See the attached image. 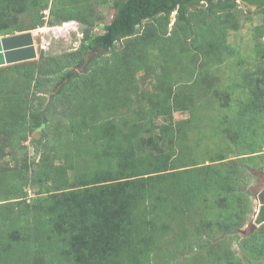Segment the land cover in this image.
Returning a JSON list of instances; mask_svg holds the SVG:
<instances>
[{
  "label": "trees",
  "instance_id": "1",
  "mask_svg": "<svg viewBox=\"0 0 264 264\" xmlns=\"http://www.w3.org/2000/svg\"><path fill=\"white\" fill-rule=\"evenodd\" d=\"M101 1L115 13L102 26V33H93L99 19L94 5ZM241 2L256 4L264 10V0ZM200 3L205 4L204 9L190 11ZM236 8L237 0H0V37L18 35L16 43L22 42V34L26 33L17 32L23 30L17 15L28 10L31 20L26 29L42 25L45 16L51 17V23L74 19L84 26L80 45L72 52L49 57L47 63L39 67L35 63L18 61L0 67V115L18 114L14 121L10 118V130L18 127L25 134L42 127L49 121L47 113L58 105L64 108L66 103L69 126L77 129L71 142L74 151L64 153L66 163L53 165L43 158L32 170L30 162L24 159L19 174L11 176L7 182L9 189L2 187L1 181L6 180V176L0 173V264H32L33 259L40 258L43 264H147L150 250L141 245L142 235L156 230L160 220L174 218L173 213L181 214L184 211L182 202H204L203 209L230 228L243 224L239 222L241 209H236L235 202L229 201L225 187L235 182L242 185L249 180L248 174L242 175L239 171L224 175L217 163L222 158L197 167L194 161L192 164L185 162L184 157L192 153L182 156L177 152L170 158L161 141L171 127L161 128L155 139L144 138L142 133L147 127L136 122L131 124L130 133L122 134L115 116L125 119L123 107L129 106V93L125 88L122 101L103 99L109 89L114 96L116 93L122 96L121 90L133 80L135 73L146 68L149 47L158 48L157 55L173 62L179 55L178 49L190 43L195 51L213 55L215 63L220 64L222 50L226 49L225 30L230 27ZM173 11L176 12L175 20L169 31V17ZM151 18H158L159 30L155 32L154 27H150L144 38H133L143 20ZM255 29L257 36L264 35V17ZM123 40L125 44L118 46ZM253 49L252 68L241 71L242 80L233 84L254 88L249 108L240 109L238 113L249 121L247 126L252 132L244 138L255 141L245 152L249 155L262 150V138L258 140L254 135L260 130L256 123L262 125L261 131L264 129V118H257V111L251 109V106L256 107L254 101L260 98L262 104L256 105L264 111V59H258L264 53V44L256 43ZM93 51L96 56L91 62L96 60V66L89 67L88 62L81 74L74 75L72 67L82 65L86 55ZM102 52H109V55ZM238 61L242 62L240 55ZM38 73L46 76L45 79ZM159 75L169 79L166 72ZM53 78L55 82L49 89L61 87L50 97L45 109L35 108L26 89H42ZM167 86L165 102L152 104L155 116L186 109L183 101L169 100L172 84ZM90 113L95 117L101 114L106 117L108 113L109 118H88ZM134 113L138 117L141 115L138 110ZM88 130L93 136L90 143H84L85 140L80 141L81 134ZM43 136L49 140L47 133ZM252 137L255 139L250 140ZM100 140L104 141L103 147L97 145ZM33 143L35 151L43 156L57 149L55 146L41 149L38 140ZM174 158L178 161L183 158L184 163ZM77 159H81L78 160L81 170L73 171L69 177L68 171L73 170ZM30 184H37L41 189L27 198L25 186ZM239 191L241 189H233L234 193ZM221 199L226 201L222 204ZM214 207L222 210L215 211ZM261 225L238 238L244 254L258 251L259 245L264 243V235L261 236L264 223Z\"/></svg>",
  "mask_w": 264,
  "mask_h": 264
},
{
  "label": "rangeland",
  "instance_id": "2",
  "mask_svg": "<svg viewBox=\"0 0 264 264\" xmlns=\"http://www.w3.org/2000/svg\"><path fill=\"white\" fill-rule=\"evenodd\" d=\"M94 6L99 19L92 32L102 33V26L112 19L115 10L105 5L103 1ZM204 8L205 4L200 3L190 8V11H198ZM47 11L46 9L45 13ZM175 13L173 11L170 14L169 31L175 20ZM17 17L21 28H23L17 32H30L31 48L35 53L34 57L25 58L17 63L30 62L39 67L47 63V58L63 56L74 51L80 45L84 26L77 20H53L51 23V17L45 16V22L42 25L33 29H26L31 20V11H25ZM263 17L264 10L262 7L247 5L237 0V8L233 12V19L229 23L230 27L225 30L226 49L222 50V62L220 64L215 63L213 55L200 50L195 51L190 43L186 44V47L178 49L179 55L177 60L173 62L157 55L159 54L158 48L149 47L147 48L149 58L145 60L146 68L135 73L133 80L130 81L132 83L129 82L121 90L122 96L119 97L117 93L114 96L110 89L104 93V101L108 100V97L117 99V101L124 100L125 88L126 92L129 93L127 96V99H130L128 101L130 102L129 106L123 107L125 108L123 110L125 119L120 120L119 116H115L122 129V134L130 133L131 124L136 122L147 127V131L145 129L142 133L144 138L153 137L155 139L154 137L158 135L161 128L167 130L168 127H171V130L163 135L161 141L162 148L166 154L170 155V158L177 152L182 156L192 153L188 155L189 158L187 156L184 159L190 164L194 161V167L200 166L203 162L204 164L215 163L214 159L222 158L217 163L224 175L228 176L231 173L242 171V175L245 173V175L248 174V177L250 176L249 180H245L242 185L235 182L233 185L228 183L229 185L225 187L228 190L229 201H234L236 209H241L239 212H241L242 217L239 218L241 219L239 222L243 224L240 227L230 228L223 222L219 223L218 219H214L213 214L208 213L209 210L203 209L204 202L189 204L182 202L184 211L181 214L173 213L174 218L160 220L156 230L142 235L141 245L150 250L147 264H264L263 242L259 245L258 251L250 252V254L245 252L244 254L238 241L239 237L248 235L262 226L259 225L253 230L249 229L258 204L257 193L264 186V129L261 131L262 125L259 122L256 123L260 130L254 135L257 136L258 140L262 138V150L253 155L246 154L245 152L250 149L249 144L255 141L245 139L252 132L247 126L249 121L240 117L238 113L240 109L249 108L254 88L233 86L234 82L242 80L241 71L252 68L251 63L255 57L254 44L259 42L264 44V35L257 36L255 29L262 22ZM159 26L158 18L143 20L133 38L142 39L145 32L149 30L148 28L154 27L156 32L159 30ZM54 27H60V29ZM117 44L123 46L125 43L123 40ZM102 53L105 56L109 55V52L107 54L106 52ZM239 55L242 62L238 61ZM95 56L96 53L86 55L82 65L72 67L73 74H81L88 62L89 67L96 66V60L91 62ZM258 59L262 60L260 56ZM10 64H4L0 67H6ZM162 72L168 73L169 79L166 78L165 80V77H158ZM38 75L40 74L38 73ZM55 75L49 74L53 77ZM40 76L42 79L46 77ZM54 82L55 78L47 84L45 83L42 89L35 87L26 89V94L32 100L35 108L39 110L46 108L50 97L61 87L57 85L55 90L49 89V86L53 85ZM168 84H172L171 88L173 89V91L171 89L169 100L178 103L183 101L187 105L186 109H176L171 115L155 116L152 104L165 102L168 96ZM173 93H175L174 97H172ZM64 99L67 100L65 97ZM257 103L262 104L260 98L254 101L256 107L251 106V109L253 112L257 111L255 112L257 118H264V111L260 106L257 107ZM66 104L64 108L61 105L54 107L47 113L50 118L45 125L25 134L21 133V128L17 127L10 130L8 127L10 118H13L14 121L17 118V113L15 116L8 115L7 117L0 115V173H3V177L6 176V180L1 181L4 189H9L7 182L10 181V177L19 174L18 169L24 159L30 162L32 170L36 167V163L42 161L43 158H47L48 162L51 161L50 163L53 165L66 163L64 153L74 151L71 142L77 130L69 126L70 118L66 116L69 108L65 107ZM134 110L140 112V117L135 115ZM101 115H98L97 118L90 113L87 117L94 119L105 117L104 114ZM107 115L108 113L105 118H109ZM89 131L91 130L81 134L80 141L85 140L84 143H90L93 133ZM44 133L48 134L49 140L43 136ZM241 134L243 135L241 136ZM254 139L255 137H252L250 140ZM35 140L39 141L41 149L52 146L57 147V149L55 148L54 151L45 153L47 156H43V153L41 155L35 151L33 143ZM53 141L55 145H53ZM97 145L103 147L104 141L100 140ZM238 153L240 154L237 156ZM239 157H242L241 160ZM184 159L181 158V163H184ZM78 160L81 159H77L74 163L75 170L73 168V170L68 171L69 177H72L73 171L81 170ZM176 161L180 163V161ZM242 163H246L245 167L242 166ZM172 164L174 165L173 162H169V165ZM235 188L241 189V191L234 193L233 189ZM25 189L28 198L38 193L41 188L37 184H30L25 186ZM225 201V199H221L220 203L223 204ZM214 208L215 211L222 210V208ZM146 214L149 216V211H146ZM163 224L166 225L160 229ZM234 232L236 238H233ZM263 235L261 231V236L263 237ZM135 249V251H139L138 248ZM136 255L140 256L139 254ZM41 260V258L33 259L32 264H43ZM142 263L145 264V262Z\"/></svg>",
  "mask_w": 264,
  "mask_h": 264
},
{
  "label": "water",
  "instance_id": "3",
  "mask_svg": "<svg viewBox=\"0 0 264 264\" xmlns=\"http://www.w3.org/2000/svg\"><path fill=\"white\" fill-rule=\"evenodd\" d=\"M252 6H256L251 4ZM17 37H19L18 35L15 36H4V37H0V63H13V62H17V61H21L25 58H32L34 57L35 53L33 51L32 47V42H31V38H30V32H26L25 34H22V38L23 41L22 42H18L16 43L15 40L17 39ZM29 39V42H27ZM27 42V43H26ZM26 51H29L28 53H26ZM15 54H21L19 55V57L13 59L12 58V53ZM93 54V53H92ZM3 56V59L2 57ZM22 56H24V58H21ZM260 59H264V53L260 56ZM256 200H257V205H256V209L253 215V220L252 223L250 224V230L255 229L257 226L261 225L262 223H264V186L259 190V192L257 193L256 196Z\"/></svg>",
  "mask_w": 264,
  "mask_h": 264
},
{
  "label": "bare ground",
  "instance_id": "4",
  "mask_svg": "<svg viewBox=\"0 0 264 264\" xmlns=\"http://www.w3.org/2000/svg\"><path fill=\"white\" fill-rule=\"evenodd\" d=\"M30 36H31V35H30ZM0 53H1V51H0ZM12 54H13V55H12V58H13V59L19 57V55H20L19 53H18V54H15L14 52H13ZM1 57H2V59H3V56H1ZM22 57H23V56H22ZM4 64H6V63H0V66H1V65H4Z\"/></svg>",
  "mask_w": 264,
  "mask_h": 264
},
{
  "label": "flooded vegetation",
  "instance_id": "5",
  "mask_svg": "<svg viewBox=\"0 0 264 264\" xmlns=\"http://www.w3.org/2000/svg\"><path fill=\"white\" fill-rule=\"evenodd\" d=\"M239 1H241V0H239ZM248 4V3H247ZM248 5H251V4H248ZM253 5H256V4H253ZM257 6V5H256ZM29 51H26V53H28ZM92 53H95V51H93V52H90L89 54H92ZM21 55V54H20Z\"/></svg>",
  "mask_w": 264,
  "mask_h": 264
},
{
  "label": "built area",
  "instance_id": "6",
  "mask_svg": "<svg viewBox=\"0 0 264 264\" xmlns=\"http://www.w3.org/2000/svg\"><path fill=\"white\" fill-rule=\"evenodd\" d=\"M54 28H55V29H60V27H54ZM54 28H53V29H54Z\"/></svg>",
  "mask_w": 264,
  "mask_h": 264
}]
</instances>
